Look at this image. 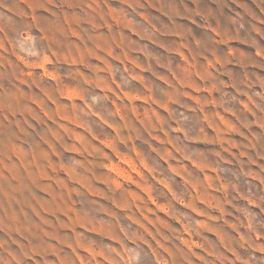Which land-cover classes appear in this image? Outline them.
<instances>
[{"label":"rangeland","instance_id":"obj_1","mask_svg":"<svg viewBox=\"0 0 264 264\" xmlns=\"http://www.w3.org/2000/svg\"><path fill=\"white\" fill-rule=\"evenodd\" d=\"M0 264H264V0H0Z\"/></svg>","mask_w":264,"mask_h":264}]
</instances>
